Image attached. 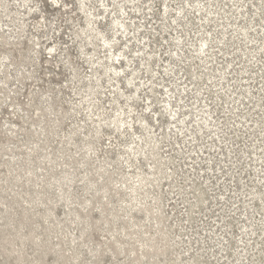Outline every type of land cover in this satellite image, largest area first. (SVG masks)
<instances>
[{
    "label": "rangeland",
    "instance_id": "374dc122",
    "mask_svg": "<svg viewBox=\"0 0 264 264\" xmlns=\"http://www.w3.org/2000/svg\"><path fill=\"white\" fill-rule=\"evenodd\" d=\"M0 264H264V0H0Z\"/></svg>",
    "mask_w": 264,
    "mask_h": 264
},
{
    "label": "bare ground",
    "instance_id": "6f19581e",
    "mask_svg": "<svg viewBox=\"0 0 264 264\" xmlns=\"http://www.w3.org/2000/svg\"><path fill=\"white\" fill-rule=\"evenodd\" d=\"M113 25L118 28L117 30H120V28L122 27V24H121V22L118 21V19L115 20ZM104 43L107 44V45L109 44L107 41H104Z\"/></svg>",
    "mask_w": 264,
    "mask_h": 264
}]
</instances>
